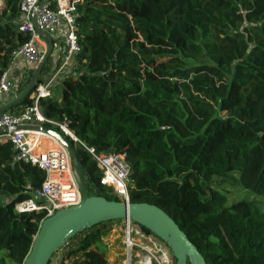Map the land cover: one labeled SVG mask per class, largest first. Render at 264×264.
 Masks as SVG:
<instances>
[{"label": "trees", "instance_id": "1", "mask_svg": "<svg viewBox=\"0 0 264 264\" xmlns=\"http://www.w3.org/2000/svg\"><path fill=\"white\" fill-rule=\"evenodd\" d=\"M73 1L80 71L40 105L78 138L66 136L90 195L121 201L88 148L125 154L130 202L163 209L206 264H264V202L228 206L233 192L224 189L264 198V0ZM20 4L0 9V78L31 38L20 30ZM16 155L0 138V264L25 263L44 218L15 209L31 197L29 183L46 179ZM118 234L113 221L98 224L70 239L65 257L111 264L105 239Z\"/></svg>", "mask_w": 264, "mask_h": 264}, {"label": "built area", "instance_id": "2", "mask_svg": "<svg viewBox=\"0 0 264 264\" xmlns=\"http://www.w3.org/2000/svg\"><path fill=\"white\" fill-rule=\"evenodd\" d=\"M21 0L20 30L30 34L28 42L18 47L13 53L10 66L0 78V107L11 101L12 92L19 80L14 81L13 73L19 62L36 66L42 62V54L37 44L41 45V35L36 26L53 37V58L62 61L49 79H43L30 95L31 102L20 113L7 111L0 116V129L6 130L0 135L3 140H9L17 150L15 160H24L40 167L46 173V179L41 186L32 183L27 186L31 197L18 202L15 209L18 212H42V222L57 211L78 205L82 201V193L72 169L71 156L63 145L56 148L41 150L43 140L55 138L45 132L33 129H20L10 132V128L19 125L58 126L61 131L74 140H78L66 123H58L47 119L42 111L40 101L51 97L53 87L68 77L71 72L80 70L78 54L81 52L76 27V5L73 0ZM4 0H0V9ZM35 20V22H34ZM47 46V42L45 44ZM74 74L70 75H75ZM19 85V84H18ZM47 127V126H46ZM98 167L103 172L102 182L111 186L114 193L123 202H130L129 174L130 164L125 154L117 152L103 153L95 148H88ZM115 229L121 232L124 246V258L121 264H175L173 253L166 242L133 220L126 218L115 224ZM119 236V234L117 235ZM69 242V241H68ZM66 242L52 256L49 264H70L65 252ZM118 264V263H117ZM120 264V263H119Z\"/></svg>", "mask_w": 264, "mask_h": 264}, {"label": "water", "instance_id": "3", "mask_svg": "<svg viewBox=\"0 0 264 264\" xmlns=\"http://www.w3.org/2000/svg\"><path fill=\"white\" fill-rule=\"evenodd\" d=\"M48 1L51 0H44L43 3ZM36 28L38 33L47 39V50L42 62L34 68L25 89L17 97L0 107V116L33 93L40 83L43 69L53 55V37L37 26ZM20 129L40 130L48 133L67 148L71 156L72 169L82 193L80 204L61 209L42 222L24 264H49L56 251L77 234L103 222L126 218L147 228L166 242L173 253L176 264H206L203 255L188 239L186 233L158 206L149 203L110 201L102 196H91L82 175L78 153L64 134L43 125L13 126L9 131ZM5 131L0 129V135Z\"/></svg>", "mask_w": 264, "mask_h": 264}, {"label": "rangeland", "instance_id": "4", "mask_svg": "<svg viewBox=\"0 0 264 264\" xmlns=\"http://www.w3.org/2000/svg\"><path fill=\"white\" fill-rule=\"evenodd\" d=\"M43 41L47 42V40H45L43 37H41ZM38 48H40V52L42 54V56L45 54L46 50H47V46L46 45H43L42 47H40V44H37ZM62 63V61H59V65ZM57 68L55 69H50L49 72H45L42 74V77L43 79H49L52 74L56 71ZM80 70L78 71H75V72H79ZM75 72H71L70 74H74ZM49 73L48 75L45 76V74ZM69 74V75H70ZM57 86V85H56ZM54 86L53 89L56 87ZM52 89V91H53ZM65 135V134H64ZM66 136V135H65ZM76 137V136H75ZM77 138V137H76ZM73 139V138H72ZM78 139V138H77ZM44 142H48V139H45L43 140ZM54 141V140H52ZM56 144L57 146L59 147L60 144L56 139ZM76 141V140H75ZM79 141V140H77ZM224 189L228 190V191H232V195H230V197L228 198V201H227V205H232L233 203L239 201V200H242V199H247V200H250V201H260V202H264V198L255 194L253 191H250V190H243V191H240V192H235L233 191V188L231 185L229 184H225V187ZM114 222V224H118V222H121L122 219H119V220H112ZM114 226V225H113ZM121 235L122 233L119 232V237L121 238ZM118 236L117 235H114L112 237H110L109 239H105V245L107 247V252L109 254V257H110V262L111 264H121L122 263V260L124 258L123 254H124V246L122 244V241L121 239L116 240ZM73 243H75V240L73 241ZM4 255V252L3 251H0V257H2Z\"/></svg>", "mask_w": 264, "mask_h": 264}, {"label": "crops", "instance_id": "5", "mask_svg": "<svg viewBox=\"0 0 264 264\" xmlns=\"http://www.w3.org/2000/svg\"><path fill=\"white\" fill-rule=\"evenodd\" d=\"M4 7V5H3ZM2 7V8H3ZM41 37H43L45 40H47L44 36L41 35ZM45 44V41L42 40L41 38V45L43 46ZM58 64H59V61L55 58H53L52 56V63H51V70L52 69H55L58 67ZM35 66H31V65H27L25 62H23V60H21L19 62V66H17L14 70V73H13V78H14V81L16 80H19L17 86H15V90L12 92V98L16 97L18 92H19V87L21 85V81L22 83L25 82L30 74V71L32 70L31 68H34ZM49 73L45 74L48 75ZM58 147L57 144H56V141H52L50 139H48V142H43L42 144V148L41 150H46V149H50V148H56Z\"/></svg>", "mask_w": 264, "mask_h": 264}, {"label": "flooded vegetation", "instance_id": "6", "mask_svg": "<svg viewBox=\"0 0 264 264\" xmlns=\"http://www.w3.org/2000/svg\"><path fill=\"white\" fill-rule=\"evenodd\" d=\"M175 264H176V260H175Z\"/></svg>", "mask_w": 264, "mask_h": 264}]
</instances>
